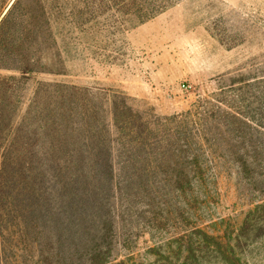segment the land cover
Here are the masks:
<instances>
[{
  "label": "trees",
  "instance_id": "trees-1",
  "mask_svg": "<svg viewBox=\"0 0 264 264\" xmlns=\"http://www.w3.org/2000/svg\"><path fill=\"white\" fill-rule=\"evenodd\" d=\"M180 1L14 0L0 13V71L15 73L0 74V264L113 263L123 208L138 212L144 200L155 210L167 194L194 196L220 149L218 126H250L233 110L218 121L209 106L222 108L210 100L194 114L160 119L124 93L59 81L28 87L40 75H69L75 40L90 31L130 32ZM236 137L225 143L252 176L247 147L264 158V142L256 146L245 129Z\"/></svg>",
  "mask_w": 264,
  "mask_h": 264
},
{
  "label": "rangeland",
  "instance_id": "rangeland-1",
  "mask_svg": "<svg viewBox=\"0 0 264 264\" xmlns=\"http://www.w3.org/2000/svg\"><path fill=\"white\" fill-rule=\"evenodd\" d=\"M13 1L0 0V13ZM75 43L69 75H40L28 87L43 80L124 93L160 119L194 114L200 100H210L222 108L209 106L218 121L224 109L250 124L236 122L232 133L218 126L220 149L194 196L167 194L155 210L136 201L146 213L123 208L111 264H264V158L248 143L255 172L245 177L225 143L237 144L243 129L256 146L264 142V0H182L130 32L92 30Z\"/></svg>",
  "mask_w": 264,
  "mask_h": 264
}]
</instances>
